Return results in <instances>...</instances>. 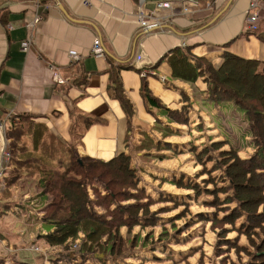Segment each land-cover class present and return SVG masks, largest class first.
Returning <instances> with one entry per match:
<instances>
[{
  "label": "crops",
  "instance_id": "1",
  "mask_svg": "<svg viewBox=\"0 0 264 264\" xmlns=\"http://www.w3.org/2000/svg\"><path fill=\"white\" fill-rule=\"evenodd\" d=\"M88 1L0 0V123L7 129L13 115H31L33 122L71 142L72 127H80V132L82 117L97 119L78 137L77 153L101 161L121 152L130 155L139 186L152 199L149 209L157 222L131 230L121 227V252L111 251L105 239L103 246L90 250L81 249V244L74 248L71 240L49 246L43 236L54 227L44 220L47 198L31 187L21 189L18 183L5 196L1 191L11 171L5 161L7 171L0 180V264H233L242 252L224 240L250 245L247 235L238 231L246 215L234 228L227 225L223 242H218L220 234L211 228L215 210L206 207L212 195H197L178 181L211 190L214 185L204 180L225 173L220 152L234 149L248 159L258 149L245 113L242 118L233 103L206 99L208 74L195 82L175 77L169 57L187 46L192 64L203 58L218 65L230 52L264 66V0L254 32L245 29L251 0ZM163 2L170 7L158 8ZM140 7L161 17L157 29L141 27ZM37 12L44 14L43 20L28 27ZM29 36L31 48L24 51ZM95 40L104 55L92 54ZM112 70H119L129 107L109 87ZM54 73L65 82L58 83ZM144 85L160 105L148 100ZM167 109L183 111L187 121L172 120ZM239 125L248 133L247 143L234 146L230 137L236 136ZM2 136L0 128V150ZM6 138L10 148L12 138L7 133ZM215 142L223 145L202 154ZM228 184L229 180L218 183ZM228 195L232 191L221 193V201ZM200 213L205 219L198 217ZM177 221L182 223L176 226Z\"/></svg>",
  "mask_w": 264,
  "mask_h": 264
},
{
  "label": "trees",
  "instance_id": "2",
  "mask_svg": "<svg viewBox=\"0 0 264 264\" xmlns=\"http://www.w3.org/2000/svg\"><path fill=\"white\" fill-rule=\"evenodd\" d=\"M191 55L187 46L172 53L169 62L173 75L195 82L206 72V99L216 103L231 102L244 112L253 145L258 151L248 159L239 157L234 149L220 152V165L226 167L225 173L210 175L204 180L206 184L214 185L211 190L206 185L201 187L200 184L184 183L182 180L178 181V185L194 189L197 195L203 190L212 193L216 199L210 205L218 208L236 201L237 207L226 208L228 214L223 216L222 223L234 228L236 221L246 215L238 231L247 235L251 246L257 247V250L252 253L251 261L245 264H264V66L258 60L245 59L230 52L224 53L218 65L203 58H196V63L192 64ZM111 72L110 89L113 88L122 104L129 107L122 91L119 70ZM143 90L151 103L160 105L158 98L149 94L146 85ZM167 112L172 120L187 121L183 111L167 109ZM82 118L81 131L78 126L72 127V140L65 142L46 125L33 122L31 115H13L6 129L8 137L12 138L9 148L11 171L1 192L8 197L9 190L18 183L21 189L31 187L39 196L47 198L44 220L54 227L53 231L43 236L47 245H62L68 240L74 244L80 238L81 249L90 250L103 246L105 239L111 251L121 252L124 249L121 227L127 226L131 230L139 224L143 227L156 224V213H151L149 209L152 199L139 186L138 176L131 167V157L125 152L108 161L79 156L76 149L78 137L97 121L90 117ZM222 145V142H215L204 148L202 154ZM227 180L230 184L218 185ZM229 191L232 195L223 201L220 198L219 203L218 193ZM145 198L147 201L143 202ZM213 217L215 219L218 215L214 212ZM227 231L224 229L222 236ZM261 234L262 240L257 243L254 239ZM224 242L235 246L237 251H245L236 243Z\"/></svg>",
  "mask_w": 264,
  "mask_h": 264
},
{
  "label": "built area",
  "instance_id": "3",
  "mask_svg": "<svg viewBox=\"0 0 264 264\" xmlns=\"http://www.w3.org/2000/svg\"><path fill=\"white\" fill-rule=\"evenodd\" d=\"M262 1L263 0H251L249 9L246 14V25L245 29L249 32H254L258 30L259 28V20H260V10L262 9ZM85 4H89L90 2L88 0H83ZM170 4L167 2L159 3L158 8H169ZM187 12L188 10L185 9ZM44 14L42 12H37L34 20L31 23H27L28 27H31L35 25L36 23H39L43 20ZM137 19L140 23L141 27L146 31H151L154 29H157L160 25V19L161 17L155 15L153 12L147 11L144 8L140 7L137 10ZM31 37L29 36L27 40L24 41L22 49L24 51H28L31 48ZM92 54L94 55H104L105 51L103 47L101 46V43L99 40H95L91 49ZM73 59H77L78 56L76 54H72ZM55 74V73H54ZM143 75L145 76V72H143ZM55 80L58 83H64L65 80L59 76L58 74H55ZM0 128L3 132L2 136V144H1V150H0V180H3L5 177V172L7 167H5L4 162L9 161L11 153L9 150V147L7 145V138H6V128L3 123H0ZM80 243V238H78L74 243V248H78Z\"/></svg>",
  "mask_w": 264,
  "mask_h": 264
},
{
  "label": "rangeland",
  "instance_id": "4",
  "mask_svg": "<svg viewBox=\"0 0 264 264\" xmlns=\"http://www.w3.org/2000/svg\"><path fill=\"white\" fill-rule=\"evenodd\" d=\"M238 114H239V116L240 117H242L243 118V115H241V114H244V112H242L241 110H238ZM228 124L229 125H231V123L230 122H228ZM221 125H223V124H220L219 123V126H221ZM249 127V126H248ZM248 130V129H247ZM246 131V129H245V127L243 126V125H239V126H237L236 127V136H231L230 137V139H231V141H232V143H233V145L234 146H239L240 144H243V145H246V143H247V141H246V138H247V135H248V133H246L245 132ZM250 139H251V136H250ZM253 139V138H252ZM215 176H218V175H215ZM205 194H210V195H212V193H207V192H205L204 190H203V192L200 194V195H205ZM217 197H218V201H219V203H220V198H221V193H218V195H217ZM212 198H213V200H214V198H215V195H212ZM216 199V198H215ZM211 203V202H210ZM222 206V205H221ZM207 208H209V209H211V208H213V210H215V215H218V217H216L215 219H214V221H213V224L211 225V228L212 229H216L215 231H216V233L217 234H220V240L218 241V242H223V241H221L222 240V234H221V232L224 230V229H227L226 228V226L227 225H224V223H222V219H223V213H225L226 212V208H224V207H222V208H218L217 206H214V205H209V206H206ZM206 208V209H207ZM200 212H203V210L202 211H200ZM200 215H203V213H200ZM200 218H203V219H205L204 218V216H200ZM219 221H221V222H219ZM203 222H205V220H203ZM236 222H238V221H236ZM181 223H182V221H181ZM180 223V221H177L176 223H175V225L176 226H178L179 224H181ZM224 226V227H223ZM20 227V224H18V228ZM18 228H16L17 230L16 231H18L19 229ZM257 231L259 230V229H256ZM262 236H263V234H261V235H259L258 237H256V239H254V240H256L257 241V243H260L261 242V240H262ZM225 241V240H224ZM229 246V248L231 247V244L230 245H228ZM232 248H235V251H237V248L235 247V246H232ZM245 248V251L244 250H239L238 252H242V255H239V259H237L233 264H245V263H248L249 261H251L250 259H252V253L253 252H256V250H257V247H252L251 246V244L249 245V246H247V247H244ZM249 250H248V249ZM35 249H38V248H35ZM232 251V250H231ZM234 252V251H233ZM216 254H219L218 252H216ZM225 259V258H224Z\"/></svg>",
  "mask_w": 264,
  "mask_h": 264
}]
</instances>
